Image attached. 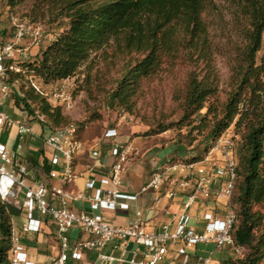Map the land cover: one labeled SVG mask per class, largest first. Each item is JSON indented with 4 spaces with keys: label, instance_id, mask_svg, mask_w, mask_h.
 Here are the masks:
<instances>
[{
    "label": "trees",
    "instance_id": "1",
    "mask_svg": "<svg viewBox=\"0 0 264 264\" xmlns=\"http://www.w3.org/2000/svg\"><path fill=\"white\" fill-rule=\"evenodd\" d=\"M221 1L231 14L230 35L224 46L215 45L206 19L219 8L216 0H0L9 11L30 4L27 16L31 21L61 27L27 62L44 86L74 76L93 53L113 45L115 58L121 59L122 65L110 103L132 115L146 80L178 63L191 67L183 89L175 95L180 118L161 124L158 131L175 125L189 138V145L202 136L205 152L187 156L189 162L203 158L234 126L237 176L231 205L236 218L231 234L236 253L222 264H259L264 258V213L255 206L264 202V0ZM223 51L230 84L225 97L220 98L215 55ZM8 78L21 83L14 95L17 106L31 114H43L45 129L75 123L82 141L89 144L96 140L83 138L80 129L84 123L74 122L61 106L50 104L27 83L25 75L9 71ZM213 97L215 101H211ZM185 128L187 134L181 133ZM44 168L50 171L46 159ZM20 213L14 199L0 198V264H11L12 218Z\"/></svg>",
    "mask_w": 264,
    "mask_h": 264
},
{
    "label": "built area",
    "instance_id": "2",
    "mask_svg": "<svg viewBox=\"0 0 264 264\" xmlns=\"http://www.w3.org/2000/svg\"><path fill=\"white\" fill-rule=\"evenodd\" d=\"M11 19L13 37L0 44V131L4 125L16 127L17 136L22 140L26 134L32 133V122L45 123L46 118L37 111L31 114L20 108V118L14 119L1 109L19 84L18 80H9L8 72L25 75L29 84L45 96L50 104L61 106L65 111L75 106L78 83L74 76H69L50 86L42 85L27 62L29 47L41 44L46 37V28L41 23L29 22L13 15ZM231 128L211 146L202 159L156 166L148 181L136 193L125 189L126 166L134 148L120 139V131L115 126L106 128L103 135L91 144L80 139L75 123L49 130L45 136L40 134L44 144L50 148V163L58 167L52 169L49 175L61 179L59 185L43 180L34 181L28 165L19 162L17 154L6 143L0 142V198L14 199L26 217L21 230L12 225L11 264H38L30 257L22 234L40 231L44 219H49L56 226L60 247L58 256L50 264H69L70 259L81 260L85 251H102L115 241L120 242L122 254L115 256L100 252L99 257L104 264H165L169 242L177 241L183 244L178 250L180 254H186L188 248L199 243L235 248L231 231L236 214L231 198L237 176V160L234 137L227 136ZM233 136H237L236 132ZM106 141L113 157L112 163L100 177L90 176L84 188H78L77 181L84 176L75 166L78 156L88 152L93 162L88 165L87 171L94 173L96 166H103L100 162L101 146ZM18 147H22L21 142ZM208 171L225 177V185L220 193L229 198L230 210L224 218H217L211 212L204 213L206 224L197 230L190 226L191 217L186 211L195 203L199 193L205 198L213 197V191L208 188ZM72 185L77 188H71ZM164 187L168 188L165 195L171 198L178 195L177 188L194 189V192L184 201L183 211L174 227L171 222H167L159 231H149L143 211L137 206L139 195L150 190L161 192ZM75 201L84 202L88 209L72 208L70 205ZM132 208L135 209V216L126 224H116L107 214ZM72 229H78L82 236L72 238ZM130 241L143 245L140 257L136 255L137 250L132 251L131 257L126 255ZM201 262L221 264L214 262L211 257H201Z\"/></svg>",
    "mask_w": 264,
    "mask_h": 264
},
{
    "label": "rangeland",
    "instance_id": "3",
    "mask_svg": "<svg viewBox=\"0 0 264 264\" xmlns=\"http://www.w3.org/2000/svg\"><path fill=\"white\" fill-rule=\"evenodd\" d=\"M216 1L219 8L207 14L206 19L210 22L215 45L224 46L230 35L231 14L223 1ZM29 10L30 4H25L9 11L0 2V44L13 37L12 15L33 22L27 16ZM37 23L43 24L46 28V37L40 44L41 47H45L47 42L57 36L61 27L43 22ZM114 53L113 45L93 53L74 75L78 83L75 106L64 113L74 122L84 123V127L80 129L82 137L97 139L103 135L107 127H117L120 131V139L139 151L137 155L131 156V161H133L132 167L137 168L138 173L143 176L146 173L151 174L155 164L162 159L168 165L170 163L168 159L172 157H175L172 163H177L184 162L187 156L190 157L196 151L204 154L206 143L202 141V136L189 145V138L180 134L175 125L164 132L158 131L161 124H169L180 118L182 112L175 95L183 89L187 72L191 67L178 63L175 67L164 69L157 76L146 80L136 111L129 115L110 103L114 79L118 77L122 65L121 59H116ZM215 59L220 78L219 97L224 98L230 84V68L225 51L216 53ZM26 79L28 80L27 77ZM20 84L17 85L18 88ZM211 101H215V97ZM187 132L188 129L185 128L181 133L187 134ZM234 133L235 128L232 126L227 136L234 137L236 147L238 138L233 136ZM25 141L28 142V139ZM255 209L264 213V202L256 205ZM262 228L264 230V222ZM259 264H264V258Z\"/></svg>",
    "mask_w": 264,
    "mask_h": 264
},
{
    "label": "crops",
    "instance_id": "4",
    "mask_svg": "<svg viewBox=\"0 0 264 264\" xmlns=\"http://www.w3.org/2000/svg\"><path fill=\"white\" fill-rule=\"evenodd\" d=\"M49 42H47V44ZM43 48L44 47L40 45L30 46L28 51L29 61L33 60ZM18 92V86H15L13 93L5 100L4 105L1 107L2 110L7 112L14 119L20 118V108L17 106L14 98V95L18 94ZM48 132L49 130L45 129L42 123L32 122V133L26 134L22 140H20L17 136L16 127L12 128L8 125H4L0 131V142L6 143L11 150L28 165L30 175L34 181L43 180L59 185L61 184V179L52 178L49 175L52 169L58 167L50 163L48 158L50 148L44 144L41 137V135H47ZM25 139H28V142H26ZM19 142L22 143L21 148L18 147ZM136 150L137 149L134 148L133 154L135 155L139 153V151ZM101 153L102 157L100 162L103 166H96L94 173L87 171L88 165L93 162L88 152L85 151L78 156L75 165L76 169L78 172L84 173V176L77 181L78 188H84V183L88 177L95 175L96 178H98L107 171V167L113 161V157L110 155L108 141L101 146ZM45 159L50 165L49 172H46L44 168ZM162 160L158 161L153 169L158 165H167L165 161ZM168 160H170V158ZM132 166L133 161H131L130 158L125 172V189L131 193H136L140 191L141 187L148 181L151 174L148 175L146 173L144 176L140 175L138 169ZM206 176L209 178L208 188L213 191V197L205 198L199 193L195 203L186 211L191 217L189 221L190 226L197 230H201L206 224V220L203 217L204 213L211 212L217 218H224L230 210L229 198L220 193L222 187L225 185V177L220 174H211L209 171ZM71 188L76 189L77 187L72 185ZM167 189V187H164L161 192L150 190L139 195L137 206L143 211L146 220V228L149 231H159L162 225L167 222H171L174 227L179 214L183 211L184 201L190 193L194 192V189L184 190L177 188L178 195L171 198L165 195ZM70 206L74 209H81L83 207L88 209V206L82 201L72 202ZM107 214L116 224H126L134 218L135 209L107 212ZM37 217L43 219L40 215H37ZM25 222L26 217L22 211L19 215L13 216L12 218L13 225L19 230H21ZM70 235L72 238L82 236L78 229H72ZM22 237L30 257L37 261L38 264H50L52 259L59 254L60 247L56 226L52 224L49 219H44L40 231L22 234ZM182 245L181 241L169 242L168 252L164 261L165 264H202L201 257H211L214 262L222 264L224 260L236 253L235 248L232 246L217 247L212 243H199L188 248L186 254H180L178 250ZM133 250H137L136 255L140 257L144 247L139 242L130 241L126 255L131 257L133 255ZM100 252L120 256L122 254L120 242L115 241L102 249V251L87 250L84 252V256L81 260L70 259L69 264H104V261L99 257Z\"/></svg>",
    "mask_w": 264,
    "mask_h": 264
}]
</instances>
